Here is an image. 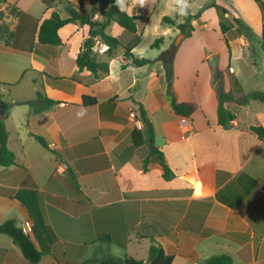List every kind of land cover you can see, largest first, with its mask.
Masks as SVG:
<instances>
[{
	"label": "crops",
	"instance_id": "obj_1",
	"mask_svg": "<svg viewBox=\"0 0 264 264\" xmlns=\"http://www.w3.org/2000/svg\"><path fill=\"white\" fill-rule=\"evenodd\" d=\"M62 1L76 4L59 0L49 16H63L56 8ZM81 1L90 4V11L75 5L77 10L104 20L109 8L105 2ZM185 1L194 4L189 11L199 14L198 19L214 10L219 22L212 4L229 9L228 17L241 19L255 34L252 43L245 36L233 41L250 58L263 60L264 0L262 7L255 0H229L230 7L220 0ZM101 3L107 6L99 9ZM0 4V13L13 6L21 10L8 20L14 33L11 46L0 43V99L8 104L0 120L6 115L8 147L16 156V165L0 166V224L15 219L32 230V224L42 220L51 226L58 242L38 264H59L54 254L64 256L67 264L127 256L149 264L152 239L174 256L172 264H204L217 255L230 256L232 264H264V138L252 130L264 129V111L258 108L264 103L229 104L236 117L229 128L219 124L217 89L212 85L193 99L175 92L179 102L197 105L190 118L173 109L163 115L157 102L146 110L132 92L137 79L128 98L118 95L112 58L104 61L107 73L79 71L77 55L84 51L88 31L81 23L59 30L60 46H46L38 42L37 32L49 16L39 21L32 8L25 10L11 0ZM124 4L123 11L144 18V31L152 8L143 12V3ZM232 59L233 52L229 74L237 76ZM235 79V96L247 94L244 79ZM38 92L56 104L48 108ZM84 96L96 97L97 104L85 105ZM112 99L114 106L107 104ZM141 109L154 126L156 146L173 173L170 180L164 178L157 157L150 156ZM31 134L43 137L49 148ZM29 233L39 248L47 247L44 239L38 242ZM104 236L113 241H102ZM0 264L31 263L10 236L0 234Z\"/></svg>",
	"mask_w": 264,
	"mask_h": 264
},
{
	"label": "trees",
	"instance_id": "obj_2",
	"mask_svg": "<svg viewBox=\"0 0 264 264\" xmlns=\"http://www.w3.org/2000/svg\"><path fill=\"white\" fill-rule=\"evenodd\" d=\"M9 0H0V3H8ZM49 8L53 7L59 0H42ZM96 3L105 2L108 5V9L104 13L103 21L94 20L95 13H81L72 2L67 1L66 13L67 17H63L59 12H53L49 17L45 18L40 24L37 32V40L40 44L46 46L57 47L62 44V39L59 35V30L68 24L81 23L83 27L88 29L86 33V40L84 42V51L77 55V66L79 71L88 70L95 75L99 71L105 73L109 72V64L107 62H100L97 60L96 55L93 52V48L96 43V39L100 37L104 44L109 47V54L112 55L118 49V47H123L125 53L121 60L123 61V69L127 67L140 68L151 61L146 58H136L133 54V50L140 44L142 35L144 18L138 15H129L127 12L120 9L116 4V0H93ZM260 7L261 0H255ZM212 7H216L219 15V27L222 35L225 37V42L227 47L230 49L228 34L234 33L235 37L245 36L246 39L252 43L255 37L253 30L245 24L241 19L237 17L230 18L227 15L230 10L225 7H219L216 4H212ZM188 12L187 16H184V22L177 25L176 21L168 16L163 18V23L171 26H177L178 30L182 35L186 37H191L195 32L193 23L199 18V14L193 15L188 8L185 9ZM21 14L20 8L13 6L10 7L8 12L0 13V43L6 46H11L14 37L13 31L10 29L8 23L9 19L17 18ZM112 23L117 24L123 30V34L118 36L109 35L106 33L107 29L112 25ZM124 35V36H123ZM130 35V40H129ZM124 37L126 40L124 41ZM129 40V41H128ZM164 39H159L154 43V47L163 43ZM264 48V42L262 43ZM176 49H170L165 51L161 55L164 69L166 71V76L168 79V95L170 96L171 108L174 110L175 114L183 118H190L194 112L197 110V105L190 102H179L175 96L172 89V83L174 78V57ZM221 73H217L215 76V86L217 89L218 98V118L219 124L223 128H229L232 122L235 120V114L228 108L229 104L238 106H248L253 101L264 103V92L261 91H251L240 97H236L234 92L231 90L226 92L222 88ZM242 92V91H241ZM38 98L44 99L47 102V107L54 106L55 101L47 99L43 96L41 92H38ZM83 102L87 106L96 105L98 99L96 97L84 96ZM107 104H115V99L110 100ZM142 117L144 120V130L146 134L145 142H147L149 147L150 156L157 157L163 170L164 178L170 180L173 173L170 170L168 161L164 153L156 146V137L153 124L148 121L146 112L141 109ZM6 115L0 120V166L10 167L16 165V156L9 149V132L7 130ZM252 130L259 134V137L264 138V129L261 127H252ZM31 136L38 141L43 147L49 148L46 140L34 134ZM144 142V140H143ZM68 175L72 178L74 182V187L78 188L74 173L70 168H68ZM37 238V241L41 242L42 239L47 244V247L41 246L40 248L35 244L30 233H27L22 226L18 224L15 219H9L0 224V234H5L10 236L14 244L20 249L23 256L31 263L38 264L41 262L42 258L47 253L52 252V246L58 242V238L54 233L51 226L45 224L42 220L35 221L32 224L31 230ZM42 238V239H41ZM102 241L110 243L113 241L111 236H104L101 238ZM56 261L59 264H67L64 256H59L54 254ZM174 261L173 255H168L161 244L155 242L152 239V245L149 249V264H172ZM85 264H145L131 256L125 258H114V257H102V258H91ZM204 264H232V258L227 255H217L213 256L204 261Z\"/></svg>",
	"mask_w": 264,
	"mask_h": 264
},
{
	"label": "rangeland",
	"instance_id": "obj_3",
	"mask_svg": "<svg viewBox=\"0 0 264 264\" xmlns=\"http://www.w3.org/2000/svg\"><path fill=\"white\" fill-rule=\"evenodd\" d=\"M74 1V0H73ZM81 0H76V6L80 10L90 11V4ZM143 3V12L151 13L149 23L143 31L140 44L133 51L136 58H146L151 62L141 68L128 67L123 69V61L118 58L125 53L123 47H118L114 54L110 55L109 51L101 53L104 41L98 37L93 50L96 58L100 62L113 59L111 66L112 78L118 86V95L121 98H128L130 96V86L136 81V90L132 92L142 102L144 109L151 108L154 102H157L158 109L166 111L172 110L170 104V96L168 95V79L166 71L162 67L161 55L170 49H176L174 57V78L172 89L174 93L181 94L184 98L193 99L196 94L202 95L201 91L212 85L215 89V76L221 73L220 79L223 90L229 92L235 84L237 76L244 79V91L249 93L251 91L264 92V58H250L246 49L239 46L235 39V34H228L229 43L233 42L230 49L225 43V38L220 32L219 22L214 10L208 15L198 19L196 25L194 24L195 32L193 36L186 37L182 40L179 46L176 43L182 35L177 28L163 23V18L168 16L176 21V24L184 22V15L179 11V5L175 0H124V2ZM205 1V0H204ZM220 2L227 7H230L229 0H220ZM185 3L188 4L187 1ZM11 4L23 6L25 10L32 8L31 13L36 20H43L49 16L50 8L42 2V0H11ZM118 5V0H116ZM1 6V4H0ZM107 5L101 3L99 9L105 8ZM66 1H62L56 7L63 16H66ZM157 7L155 10L153 8ZM22 8V7H21ZM55 9V8H54ZM188 9H194V4L191 3ZM23 10V9H22ZM207 23L209 29H201ZM123 30L117 24L112 25L107 29L106 33L113 36H118ZM124 36V35H123ZM164 39L163 43L158 46H153L159 39ZM126 40V37L123 39ZM130 40V35H129ZM85 40L83 41V43ZM74 48V47H73ZM233 52L232 66L235 67L239 73L237 76L229 74V65L231 53ZM107 55V56H106ZM257 62H256V60ZM257 66H254V65ZM231 70V69H230ZM105 73L103 71H100ZM155 75L152 76V73ZM176 96V95H175ZM125 102V101H123ZM261 111L264 107L258 105ZM146 264V261H144Z\"/></svg>",
	"mask_w": 264,
	"mask_h": 264
},
{
	"label": "clouds",
	"instance_id": "obj_4",
	"mask_svg": "<svg viewBox=\"0 0 264 264\" xmlns=\"http://www.w3.org/2000/svg\"><path fill=\"white\" fill-rule=\"evenodd\" d=\"M175 2L179 5V11L182 15L187 16L188 12L185 11L186 8L189 7L187 3H185V0H175ZM118 6L121 10H124L125 4L124 0H118Z\"/></svg>",
	"mask_w": 264,
	"mask_h": 264
},
{
	"label": "water",
	"instance_id": "obj_5",
	"mask_svg": "<svg viewBox=\"0 0 264 264\" xmlns=\"http://www.w3.org/2000/svg\"><path fill=\"white\" fill-rule=\"evenodd\" d=\"M184 38L185 36L181 35L176 43V46H179ZM7 107H8V104L5 101L0 99V115L1 116L5 114Z\"/></svg>",
	"mask_w": 264,
	"mask_h": 264
},
{
	"label": "built area",
	"instance_id": "obj_6",
	"mask_svg": "<svg viewBox=\"0 0 264 264\" xmlns=\"http://www.w3.org/2000/svg\"><path fill=\"white\" fill-rule=\"evenodd\" d=\"M93 50H96V49L93 48ZM108 51H109V47H108L106 44H104L100 52H101V53H106V52H108ZM131 116H132L133 118H136V115H135L134 113H132ZM138 126L140 127V122H138ZM23 228H24V230H25L27 233H29V232L31 231V229L29 230L28 227H23Z\"/></svg>",
	"mask_w": 264,
	"mask_h": 264
}]
</instances>
